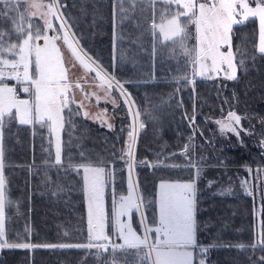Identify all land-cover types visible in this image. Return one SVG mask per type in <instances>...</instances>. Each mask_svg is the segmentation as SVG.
Here are the masks:
<instances>
[{
  "label": "trees",
  "instance_id": "obj_1",
  "mask_svg": "<svg viewBox=\"0 0 264 264\" xmlns=\"http://www.w3.org/2000/svg\"><path fill=\"white\" fill-rule=\"evenodd\" d=\"M50 3L51 0H43ZM66 4V15L72 17L75 29L85 37L81 43L89 53L114 72L118 79L131 81L126 84L141 110L139 119L145 128L139 133L135 148L137 162L163 161L159 167L139 164L133 176L138 179L139 191L143 194L144 209L150 226L153 217H158V185L161 180H187L194 170L187 167H165L164 165H186L188 161L181 154L193 129L187 117L195 112V125L198 128L192 144L194 156L206 141L212 129L211 121L226 119L228 111H235L242 117L243 129L240 132L241 146L237 137L213 144L220 148L214 158V165L203 171L198 182L200 211L197 219L200 225L198 242L203 245L213 243L220 247L210 248L206 264H255L264 251L225 247L224 245L254 242L258 210L264 206V185L256 173H249L246 166L254 170L264 169V54L258 51L259 28L257 20H249L243 25L234 26L233 51L239 62L241 54L244 66L238 69V80L230 81L222 76L212 79L195 76V85L187 83L185 77L193 79L190 59L178 42L164 41L161 34L153 36L149 29L153 13L145 2L137 4L136 10L124 19L114 31V0H61ZM161 3L156 9L163 8ZM175 11V7L172 8ZM159 22V12L156 14ZM186 20V17H182ZM34 24L43 26L39 17H32ZM54 23H58L54 21ZM194 25L189 31L194 32ZM0 29L11 31L10 22L0 20ZM49 35H53L50 31ZM179 38H177L178 40ZM13 43L18 42L13 34ZM188 47L196 41H185ZM239 50V51H237ZM66 61L71 59L66 47H61ZM254 57V58H253ZM70 67L69 64H66ZM79 64L77 62L78 67ZM70 67V82L77 81L84 88H73L74 105L81 103L80 111H87L94 117L104 108L108 109V122L114 130L101 126L95 119L80 115L72 117V124L65 123L63 135L62 161L68 157L81 162L80 153L92 161L103 160L117 173L115 189L118 194H127V170L124 160L118 159L120 150L125 147V133L131 117L121 103L113 113L111 103L99 104L92 93L98 87L91 79L93 74L83 77ZM73 68V71H72ZM247 69L246 71L244 69ZM73 72V73H72ZM13 82L14 80H8ZM85 93L89 96H85ZM114 96L118 93L114 92ZM6 169L9 176V196L14 202L7 211L10 216L9 237L21 234L25 241L34 244L87 243V197L83 189L82 170L78 174L67 167L55 165L53 136L46 127L19 125L16 120L4 129ZM203 133V135H200ZM50 140L52 143H50ZM174 154V155H173ZM219 161H224L220 166ZM260 175L264 176V172ZM215 181L212 188L207 181ZM241 180L249 181L253 196H249L241 186ZM232 187L230 195H216L219 188ZM106 207L111 208V189H106ZM154 211V212H152ZM139 214L133 212V225H138ZM264 219V216H261ZM31 229V235L25 229ZM153 238L155 233H152ZM117 243H122L116 240ZM198 254V250H197ZM113 258L111 247L108 252L97 256V249H4L0 250V264H107ZM117 264H139L136 250L116 253Z\"/></svg>",
  "mask_w": 264,
  "mask_h": 264
},
{
  "label": "snow or ice",
  "instance_id": "obj_2",
  "mask_svg": "<svg viewBox=\"0 0 264 264\" xmlns=\"http://www.w3.org/2000/svg\"><path fill=\"white\" fill-rule=\"evenodd\" d=\"M145 2L153 13L150 33L153 36L161 34L164 41L178 42L184 54L189 57L193 79L185 77V80L192 86L195 85V76L209 79L222 76L226 80H238L237 72L244 66V59L241 54L239 62L236 61L237 53L233 51L234 26L258 19V51L264 54V0H114V31L136 10L137 4ZM157 3L164 7L157 10ZM173 6L175 11L172 10ZM66 10V4L61 0H51L50 3H43V0H0V20L12 25L11 31L0 29V250L95 248L99 257L111 247L113 258L107 264H117L116 253H126L128 250H136L139 264H206L210 248L221 245H203L198 242V182L203 176L204 158L194 159V151L190 152V148H195L192 141L198 131L195 112L187 117L193 135L189 137V143L181 153L188 163L180 166L164 165L187 167L194 170V173L187 180L160 181L156 201L158 217L154 215L155 226H150L144 214L143 194L139 191V182L134 178L133 172L139 164L155 168L163 164V161H136L135 148L145 122L139 119L141 110L136 107V101L125 86L131 81L118 79L99 58L89 53L81 43L85 39L84 35L75 29V22L65 14ZM157 12L159 22L156 19ZM32 17H39L43 26L34 24ZM182 17L187 19L182 20ZM190 25L195 26L194 32L189 31ZM50 31L53 35L48 34ZM13 34L17 38L16 43L11 42ZM189 39L196 41L191 47L185 43ZM41 40L42 45L39 43ZM61 47H66L70 52L69 61L65 60ZM77 62L86 76L93 74L91 79L99 91L91 95L95 96L97 104L101 101L111 103L115 113V109L123 103L131 117L127 129L121 128V132L125 133V147L118 156L126 165L127 194L116 192L117 173L103 160L92 161L84 153H80L82 159L79 163L74 162L71 157H68L66 165L62 161L64 143L61 134L65 123L72 124L73 116L95 119L109 130H114L115 127L108 122L107 108L94 117H90L87 111L79 110L83 107L82 103L73 108V88H79L84 93L79 81L72 83L69 79L70 67H76ZM8 80H15L17 84L23 85L22 91L29 94V99H19L17 88L9 86ZM114 92L118 96H114ZM85 96L89 94L85 93ZM241 119L235 111H228L226 119H218L215 123L219 126L221 135L232 133L243 146L240 132L244 131L248 135L251 132L243 129ZM13 120H17L19 125L38 124L42 128L46 127L54 137L55 165L67 167L78 174L82 170L83 189L87 197V243L34 244L30 240L25 241L19 233L15 238L9 237L11 218L7 210L14 202L9 196V176L6 175V169L11 165L6 163L4 129ZM260 146L264 148V139L260 141ZM219 165L226 166L224 161H219ZM246 170L250 174L255 172L264 185V176L260 175L264 169L254 170L246 166ZM215 183L209 180L207 187L212 188ZM241 186L249 196L254 195L249 181L241 180ZM106 189H111L110 209L106 207ZM261 191L264 193V188ZM231 193L232 187L229 185L227 188H219L215 194L224 196ZM134 211L139 214L137 223L140 232L133 227ZM258 213L255 239L251 245L224 246L252 250L259 248L264 251V219H261L264 216V206H261ZM25 233L30 236L31 229L26 228ZM152 233H155L154 238ZM116 240L122 243H117ZM255 264H264V256H260Z\"/></svg>",
  "mask_w": 264,
  "mask_h": 264
},
{
  "label": "rangeland",
  "instance_id": "obj_3",
  "mask_svg": "<svg viewBox=\"0 0 264 264\" xmlns=\"http://www.w3.org/2000/svg\"><path fill=\"white\" fill-rule=\"evenodd\" d=\"M256 20H257V25L259 28L258 19H256ZM39 43L42 45L43 40L39 41ZM258 47H259V37H258ZM72 71H73V68H72ZM74 72L76 74H80L79 76H81V77H83L85 75L84 69L81 66L76 67ZM88 75H90V74H88ZM7 83L9 84V86H13V87L17 88V95H18L19 99H29V94L24 93L22 91L23 85L17 84V82L15 80L13 82L7 81ZM13 112H15V109H13ZM16 122L18 123L17 120H16ZM211 123H213L212 129L207 133L206 141L201 140L199 142V144L202 147L200 148V150L198 149V152H197L198 155L194 156V159H197V160H199L201 157L204 158V161H203L204 169L210 165H214L213 159L214 158L217 159L216 155H219L220 148H218V145L213 144L214 141H216L218 143H222V141L227 140V139H231L234 136L232 133H228L226 136L221 135L220 131H219V126L215 123V121H211L210 124ZM62 140H63V135H62ZM53 145H54V137H53ZM54 152H55V146H54ZM143 209H144V206H143ZM157 209H158V205H157ZM152 212H154V211H152ZM144 214H145V209H144ZM133 227L136 228V226H134V225H133ZM137 231L140 232V230H138V229H137Z\"/></svg>",
  "mask_w": 264,
  "mask_h": 264
}]
</instances>
